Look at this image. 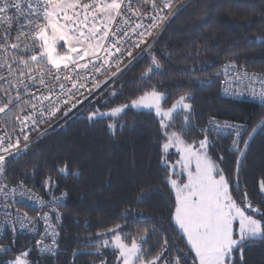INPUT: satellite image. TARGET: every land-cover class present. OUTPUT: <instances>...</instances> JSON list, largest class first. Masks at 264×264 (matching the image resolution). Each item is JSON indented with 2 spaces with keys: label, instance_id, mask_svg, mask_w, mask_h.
Instances as JSON below:
<instances>
[{
  "label": "snow or ice",
  "instance_id": "snow-or-ice-1",
  "mask_svg": "<svg viewBox=\"0 0 264 264\" xmlns=\"http://www.w3.org/2000/svg\"><path fill=\"white\" fill-rule=\"evenodd\" d=\"M185 12L183 22H200L180 34L186 42L179 53L165 49L168 57L180 58L208 50L207 37L204 44L199 37L191 39L209 14L197 0H0V231L12 233L0 252L15 251L18 233L27 232L40 253L53 258L60 253L61 209L68 193H53L62 178L81 172L66 158L70 154L51 166L41 164L32 146L48 135L53 121L67 124L74 109L86 111L85 101L92 107L85 119L93 124L107 119L113 135L128 126L124 118L130 110L153 116L164 173L159 184L174 194V201H169L167 215L160 212V220L126 207L116 218L121 223L99 224L102 230L95 238L82 242L85 249L71 253L72 264L90 249L95 252L89 254L104 257L100 264H246L247 249L264 244V175L252 191L241 182L252 142L264 137V69L248 71L247 62H238L240 53L233 51L216 73L228 77L229 85L248 82L246 91L259 101L260 111L249 117L254 123L211 116L197 124L191 91L172 98L161 82L153 81L164 74L153 49ZM247 44L264 46V35ZM141 54L148 55L149 63L134 81L135 90L125 93L119 81ZM121 96L125 99L117 102ZM221 140L230 144L222 146ZM42 167L48 169L40 181L48 199L34 191ZM153 188L146 180L135 203L143 205ZM30 252L21 250L6 264H32Z\"/></svg>",
  "mask_w": 264,
  "mask_h": 264
},
{
  "label": "trees",
  "instance_id": "trees-1",
  "mask_svg": "<svg viewBox=\"0 0 264 264\" xmlns=\"http://www.w3.org/2000/svg\"><path fill=\"white\" fill-rule=\"evenodd\" d=\"M197 2L203 4L209 14L202 17L206 23L191 39L199 37V43L204 44L203 37H207L208 50L199 56L168 57L165 49H174L179 53L186 42L180 34L193 23L200 22L195 19L183 22L188 12L183 13L153 49L164 65V74L154 76L153 81L161 82L163 90L172 98L182 91H191L195 97L193 103L197 124H205L211 116L254 123L249 117L260 111L259 105L224 98L220 91L222 75L218 77L216 73L222 71L221 66L227 62V54L233 51L240 53L237 60L241 63L247 62V68L255 71L264 69V46L247 44L248 40L264 35V0ZM226 10L233 14L229 15ZM191 39L188 43H191ZM139 51L138 49L137 52ZM148 63V55L144 54L130 66V71L126 70L119 81V84L124 85L121 91L131 93L135 90L134 81ZM193 69L195 71H192ZM124 99L125 96H121L117 102ZM84 108L86 111L77 112L68 119L67 124L63 123L49 131L45 138L32 146L41 164L47 161L51 166L57 157L70 154L66 158L81 172L78 177L69 175L62 178L58 189L53 193H68L64 225L59 237L60 253L55 258L41 255L35 247L34 238L21 235L17 236L15 251L1 256L0 264H6L8 259L25 249H31L29 259L33 264H72L71 253L77 248L85 249L82 242L90 236L95 238V233L102 230L98 228L99 224L110 226L113 223H121L116 218L126 207L131 206L136 211H143L145 215L155 214L157 220L162 219L161 211L167 215L171 207L169 201H174V194L159 184V178H162L164 173L159 167L158 125L153 116L140 115L135 110H130L124 118L128 126L123 130L118 128L113 135L106 128L107 119L94 124L88 122L85 117L92 107L87 104ZM32 135L35 137L36 134ZM220 144L226 147L230 140H221ZM29 157L31 158V153ZM176 157L175 151L171 150V159L175 160ZM245 163L241 182L247 183L252 191L256 181L264 175V137L257 136L252 142ZM233 166L230 161L229 167ZM47 172L48 169L42 167L35 180V188L43 194L45 192L40 186V181ZM146 180H151L154 188L151 194L146 195L143 205H138L135 203L138 189ZM164 227L169 229L170 235H175L169 224L165 223ZM11 237L10 235L4 242L8 244ZM105 256L111 261L110 250H105ZM102 258L104 257L84 253L78 257L75 264H100ZM245 261L246 264H264V244L256 243L249 247L245 253Z\"/></svg>",
  "mask_w": 264,
  "mask_h": 264
},
{
  "label": "built area",
  "instance_id": "built-area-1",
  "mask_svg": "<svg viewBox=\"0 0 264 264\" xmlns=\"http://www.w3.org/2000/svg\"><path fill=\"white\" fill-rule=\"evenodd\" d=\"M227 63V62H226ZM248 71H255L253 69H250L248 68ZM229 75H231V73H229ZM101 79H103V77H101ZM248 84V82L245 80L243 82L241 81H236V80H233V82L231 83V85L228 84V77H225L222 75L221 77V81H220V91H221V95L226 98V99H229V100H234V101H241V102H250V103H253V104H257L259 105V101L258 100H254L251 98L250 94L248 91H246V85ZM224 87H229L230 88V91L229 93H225L223 91V88ZM255 87L259 88V84H256ZM236 93H242V94H236ZM95 97H90L89 99L90 100H94ZM88 101H85L84 102V105L87 104ZM83 105V106H84ZM82 106V107H83ZM77 112L76 109L73 110L72 113H70V115H74L75 113ZM70 116V117H71ZM219 120H225V119H228V118H217ZM229 120H232V119H229ZM63 121H61L60 123H62ZM238 122H241V121H238ZM56 123V122H55ZM59 124H52V127H50L48 129V132L51 131L54 127H57ZM34 191L36 192L37 195L39 196H45V194L39 192L36 188H34ZM55 196L59 197L61 195V193H58V194H54ZM49 197L48 196H45V199H48ZM65 203H66V198H65ZM23 210L25 211H28L29 209L28 208H24ZM61 211L63 212V217H62V220L60 222V234H61V230H62V227L64 225V215H65V208H62ZM0 215H2V209H0ZM29 215H32V216H35L36 213L35 212H31L29 211ZM7 227V226H5ZM41 232H42V225H41ZM12 236V233L10 231H0V244H7L6 242H4L9 236ZM21 235H28V236H32V234L30 233H27V232H23V233H18V236H21ZM36 238H39V237H36ZM35 241V239H34ZM38 251V250H37ZM39 254L41 255H45V256H49L47 253H40L38 251ZM5 255L4 252H0V257ZM51 257V256H50ZM33 264V263H32Z\"/></svg>",
  "mask_w": 264,
  "mask_h": 264
},
{
  "label": "rangeland",
  "instance_id": "rangeland-1",
  "mask_svg": "<svg viewBox=\"0 0 264 264\" xmlns=\"http://www.w3.org/2000/svg\"><path fill=\"white\" fill-rule=\"evenodd\" d=\"M137 50H138V49H137ZM141 55H144V54H141ZM141 55H140V56H141ZM140 56H138L137 59H138ZM137 59H136V60H137ZM136 60H135V61H136ZM135 61H133V64H134ZM130 66H132V65H130ZM130 66H129V67H130ZM112 86H113V85H112ZM87 104H88V103H87ZM87 104H85V105L83 106V108H84ZM77 112H79V111H77ZM77 112H76V113H77ZM76 113H75V114H76ZM70 116H71V115H70ZM70 116H69V117H70ZM54 124H56V123H54ZM62 124H63V122L60 123L58 126H60V125H62ZM56 126H57V125H56ZM54 128H56V127H54ZM54 128H53V129H54ZM172 151H175V149H172ZM177 158H178V157H176V159H177ZM10 259H12V258H10ZM10 259H8V260H10Z\"/></svg>",
  "mask_w": 264,
  "mask_h": 264
},
{
  "label": "water",
  "instance_id": "water-1",
  "mask_svg": "<svg viewBox=\"0 0 264 264\" xmlns=\"http://www.w3.org/2000/svg\"><path fill=\"white\" fill-rule=\"evenodd\" d=\"M90 252H95V250L90 249V250L84 251V253H90Z\"/></svg>",
  "mask_w": 264,
  "mask_h": 264
},
{
  "label": "bare ground",
  "instance_id": "bare-ground-1",
  "mask_svg": "<svg viewBox=\"0 0 264 264\" xmlns=\"http://www.w3.org/2000/svg\"><path fill=\"white\" fill-rule=\"evenodd\" d=\"M233 120V119H232ZM236 121H238V120H236ZM242 122V121H241Z\"/></svg>",
  "mask_w": 264,
  "mask_h": 264
}]
</instances>
